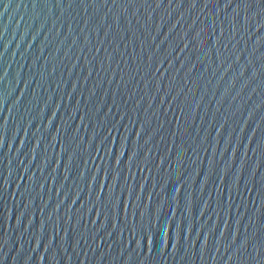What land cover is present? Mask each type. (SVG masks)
<instances>
[{"label": "water", "instance_id": "1", "mask_svg": "<svg viewBox=\"0 0 264 264\" xmlns=\"http://www.w3.org/2000/svg\"><path fill=\"white\" fill-rule=\"evenodd\" d=\"M0 264H264V0H0Z\"/></svg>", "mask_w": 264, "mask_h": 264}]
</instances>
